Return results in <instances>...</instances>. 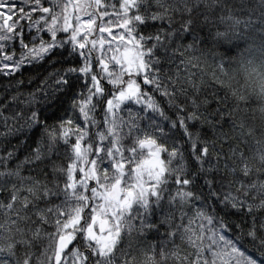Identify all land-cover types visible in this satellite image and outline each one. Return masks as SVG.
<instances>
[{"label": "snow or ice", "instance_id": "obj_1", "mask_svg": "<svg viewBox=\"0 0 264 264\" xmlns=\"http://www.w3.org/2000/svg\"><path fill=\"white\" fill-rule=\"evenodd\" d=\"M229 32L264 0H0V75L39 81L0 83V264H264V141L201 62Z\"/></svg>", "mask_w": 264, "mask_h": 264}, {"label": "clouds", "instance_id": "obj_2", "mask_svg": "<svg viewBox=\"0 0 264 264\" xmlns=\"http://www.w3.org/2000/svg\"><path fill=\"white\" fill-rule=\"evenodd\" d=\"M236 41L241 39L229 32L220 45L231 46ZM220 45L207 60L201 57V62L213 70L229 99L240 103L244 123L253 130V140L264 141V41H245L243 47L228 56Z\"/></svg>", "mask_w": 264, "mask_h": 264}, {"label": "trees", "instance_id": "obj_3", "mask_svg": "<svg viewBox=\"0 0 264 264\" xmlns=\"http://www.w3.org/2000/svg\"><path fill=\"white\" fill-rule=\"evenodd\" d=\"M249 2H251V0H249ZM244 43H245V41H242V40H241V41L233 42V43L231 44V46L220 45V50H221L222 52L227 51L228 54L231 55V54L234 53V51H235L236 49H239V48L243 47V46H244ZM17 47H18V45H17ZM27 71H28V69H27V67H26V68H24V69L22 70L23 75H22V73H16V74H14V75L11 76V77H4V76L0 75V83L7 82L8 80H11V81L14 83L16 79H18V78H23V79L25 80V83H24L23 85H21V87H22L24 90H31V88L34 87L35 84H38L39 81L37 80V81H35L32 85H29V84L27 83ZM193 71H197V70H196V69H193ZM0 91H3V89L0 88ZM13 91H15V89H13ZM14 142H15V141H13V143H14ZM30 144H31V147H35V134L33 135L32 140L30 141ZM7 147H10V145H6V148H7ZM29 150H30V149H29ZM23 154H24V151H23V150H21V151L18 153L19 156H22Z\"/></svg>", "mask_w": 264, "mask_h": 264}, {"label": "flooded vegetation", "instance_id": "obj_4", "mask_svg": "<svg viewBox=\"0 0 264 264\" xmlns=\"http://www.w3.org/2000/svg\"><path fill=\"white\" fill-rule=\"evenodd\" d=\"M17 3H19V0H16Z\"/></svg>", "mask_w": 264, "mask_h": 264}]
</instances>
